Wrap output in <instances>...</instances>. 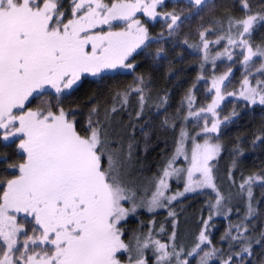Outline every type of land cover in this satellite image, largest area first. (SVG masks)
<instances>
[{"label":"trees","instance_id":"1","mask_svg":"<svg viewBox=\"0 0 264 264\" xmlns=\"http://www.w3.org/2000/svg\"><path fill=\"white\" fill-rule=\"evenodd\" d=\"M151 1L143 0L135 13L115 19L106 15V9L129 7L132 0H58L55 3L49 23L64 18L68 24L66 36L60 35L64 37L61 49L68 53H64L68 58L89 64L69 90L47 95L53 100L54 113L64 114L70 120L69 129L64 130V135L57 133L62 139L51 147L48 162L37 158L36 183L20 184L24 208L29 210L41 198L42 185L46 186L44 180H61L69 173L64 180L72 182L76 170L72 167L70 171L67 167L82 155L77 147L81 139L95 137L92 139L95 146L89 151L97 159L104 186L108 190L120 189L123 194L129 192L138 201L148 195L149 188L161 177L180 133L187 130L191 137L198 132L185 115L190 107L204 108L212 100L210 81L203 73L206 65L197 58L199 53L187 51L186 42L180 38L174 41L171 32H166L164 26L173 21L166 10H171L177 2L165 0L162 9L150 16L146 13L151 12L148 10L153 5ZM245 1L211 0L219 8L216 19L210 20L213 24L208 22L212 27L209 37L231 30L239 33L242 26L237 25L233 10ZM76 14L80 17L77 21ZM212 16L208 15L207 21ZM71 29L78 35H72ZM247 37L264 44V22H258ZM43 39L39 37L27 43L26 37H21L20 43L23 48L33 44L29 52L37 56L43 48ZM120 53L121 61L113 64ZM107 59L111 64L106 63ZM192 97L194 103L190 105ZM210 121L216 128L212 135L205 137L218 148L212 162L216 188L187 194L155 213L137 210L118 223L117 230L125 243L123 252L115 255L119 262L130 264L145 259V264H154L153 254L148 255L151 250H147L148 256L144 251L142 257L136 249L142 247L143 239L150 234L153 239L162 238L166 242L171 238V250L178 254L179 264H196L203 231L209 241L204 248L213 256V264L221 259L224 264H260L264 252V104L228 99ZM62 123H54L53 129L60 131ZM23 132L17 127L10 130L7 139L0 138V150H11L17 157L26 155L28 162L33 161L31 156L40 152L41 144L33 145ZM25 144L28 151L21 150ZM22 168L24 171L16 169L13 179L20 181L23 177L22 181L27 182V164ZM4 170L11 171L8 167ZM1 182L0 197L5 186ZM249 184L253 185L251 192L246 190ZM71 185L73 189L67 193L75 198L81 184ZM171 186L172 191L178 188ZM63 197L67 198L66 191L60 192L56 199L61 201ZM87 232L88 229L86 235ZM73 234L72 244L78 246L91 243L94 236L91 233L84 239L82 233ZM67 246L64 249L70 256ZM67 261L73 264L71 258Z\"/></svg>","mask_w":264,"mask_h":264},{"label":"rangeland","instance_id":"2","mask_svg":"<svg viewBox=\"0 0 264 264\" xmlns=\"http://www.w3.org/2000/svg\"><path fill=\"white\" fill-rule=\"evenodd\" d=\"M142 1L132 0L129 7L107 8L106 15L113 19L125 18L129 13H135ZM164 1L152 0L153 5L148 8L151 12L146 15L154 16L155 10L165 5ZM175 1L177 4L166 10L168 18L173 20L164 26L166 32H171L174 41L180 38L186 42L189 45L187 51L199 53L197 58L206 65L203 73L213 91L207 106L202 109L192 106L186 111L188 123L198 132L191 137L187 130L180 133L161 177L149 188L148 195L138 201L132 199L129 192L123 194L120 189L108 190L104 186L97 159L89 151L95 146L92 140L95 137L81 139L76 146L78 144L82 155L67 167L70 171L75 168V178L70 183L64 180L69 173L61 180L45 181L43 177L46 186L42 185L41 198L36 199L28 210L20 201V184L36 183L35 177L39 176L37 158L48 162L51 147L62 139L57 133L64 135V130L69 129L70 120L64 114L54 113L53 100L47 95L69 90L89 63L71 56L68 58L64 54L67 52L61 49L60 42L64 37L60 35L66 36L67 21L58 18L49 23L48 20L58 0H0V138L7 139L10 130L17 127L24 130L25 138H29L33 145L41 144L40 152L31 156L33 161L29 162L26 155L17 157L11 150H0V181L5 183L0 197V264H68L70 258L73 264H123L115 258L125 247L117 230L118 223L137 210L155 213L187 194L216 188L212 162L218 148L205 137L206 134L212 135L216 128L210 117L228 99L264 104V44L247 37L258 22H264V0L253 3L246 0L239 8H233L236 23L242 26L239 33L231 30L213 37H209L208 31L212 30L209 24H213L212 18L216 19L219 6L210 3L211 0ZM208 15L214 16L207 21ZM77 18L80 17L77 15L75 21ZM71 34L78 35L73 29ZM21 37H26L27 43L44 38L39 55L33 56L34 53L29 52L33 44L23 48ZM220 40L224 42L220 43ZM116 56L112 62L115 65L122 59L121 53ZM106 63L111 64L110 59ZM193 103L192 97L190 105ZM60 121L64 122L59 125L60 131L54 130L53 124ZM203 134L204 138L200 140ZM24 148L21 150L29 149L26 144ZM25 164L28 166L27 182L22 181L23 177L20 181L14 180L16 169L23 170ZM4 167H8L10 173L5 172ZM73 183L81 184L80 193L76 192L75 198L67 193L68 189H73ZM172 184L178 186L174 191ZM252 187L249 184L246 190L251 192ZM76 189L78 191L77 186ZM65 191L67 198L56 199ZM256 191L262 190L256 188ZM87 229L89 234L86 235ZM73 233H82L84 239H88L91 233L94 236L91 243L88 241L78 246L72 244ZM203 233L196 264L213 261V256L204 248L209 241ZM143 241L142 247L136 248L138 253L141 252L140 256L143 257L146 251V256L153 254L154 264L180 263L178 254L171 250V238L166 242L148 234ZM66 246L70 248V256L64 249ZM144 261L139 259L130 264H145ZM217 264H224V261L221 259ZM260 264H264V252Z\"/></svg>","mask_w":264,"mask_h":264}]
</instances>
